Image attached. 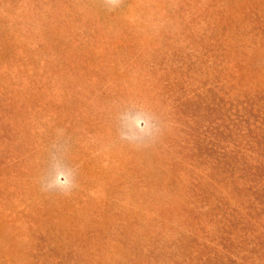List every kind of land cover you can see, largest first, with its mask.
Here are the masks:
<instances>
[{
    "label": "rangeland",
    "instance_id": "1",
    "mask_svg": "<svg viewBox=\"0 0 264 264\" xmlns=\"http://www.w3.org/2000/svg\"><path fill=\"white\" fill-rule=\"evenodd\" d=\"M224 16L264 83V0H0V264H264L254 196L186 143L214 118L174 123L227 65L197 51Z\"/></svg>",
    "mask_w": 264,
    "mask_h": 264
},
{
    "label": "trees",
    "instance_id": "2",
    "mask_svg": "<svg viewBox=\"0 0 264 264\" xmlns=\"http://www.w3.org/2000/svg\"><path fill=\"white\" fill-rule=\"evenodd\" d=\"M203 9L204 6L201 7V11ZM205 11L204 9L202 12L205 14ZM228 20L227 16L215 20V23L209 26V30L201 32L202 37L197 38L199 42L197 51L200 53L210 44L217 47V49L215 47V53L210 60L212 67L217 64L219 56L227 61V65L220 72L213 68L214 77L211 88H193L191 93L187 94L189 96L177 104L178 114L174 123L181 126V121L185 119L195 123V118L199 114L202 116L201 118H214L210 124H206L202 128H198L197 124L193 129L190 126L185 127L186 143L189 148H192L191 152L195 157L211 158L212 167L218 169L216 176L222 175L221 167H224L225 173L232 172L233 176L236 175L235 180L227 181L225 186L219 190L221 194L227 192V196H234L236 199H239L238 196H235L238 193L240 196L249 194L251 197L254 196V205L257 207L256 210L247 209L242 201L238 210L227 211L229 214L226 212L228 218L225 222L230 224L231 228L220 222L223 226V234H227L226 230H243L242 227L234 228L235 218H232L231 215L238 216L237 211H240L242 215L249 214L250 221L241 220L247 229H249L248 226H251L250 223H254L251 229L258 225L257 231L262 234L264 231V83L256 79V75L259 73L258 67L244 63L238 66L236 63L237 57L240 55L239 49L236 47L240 45L238 41L232 42L234 32L231 33V39L228 35L224 36L223 34L230 30ZM260 30L261 28L258 29V31ZM260 34L264 38V33L258 35ZM221 35L222 38H219ZM220 46L228 47L229 51L221 50ZM213 69H211L212 72ZM253 80L255 81L253 82ZM253 87L256 88L258 96L254 95L255 92H249L253 91ZM189 102H193L195 108L200 102L194 118L190 116L187 106ZM187 113H189L188 116ZM208 149L209 152H206ZM224 154L228 158L227 161H222ZM247 191L251 192L246 193ZM252 213L256 216L254 217ZM259 217H262L263 221H260ZM244 230L245 234H248L245 228ZM235 234L238 233H232L229 236L233 237ZM255 235L257 236L259 233L256 232ZM255 240L257 244L249 252L257 251L264 258V242H261L260 239ZM242 244L244 243L241 242ZM227 252V247H224L223 253Z\"/></svg>",
    "mask_w": 264,
    "mask_h": 264
}]
</instances>
